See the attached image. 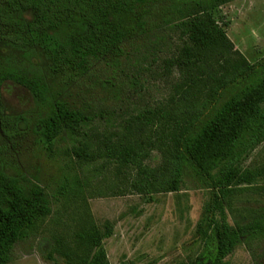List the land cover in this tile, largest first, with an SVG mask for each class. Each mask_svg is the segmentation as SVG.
Instances as JSON below:
<instances>
[{"label":"trees","instance_id":"obj_1","mask_svg":"<svg viewBox=\"0 0 264 264\" xmlns=\"http://www.w3.org/2000/svg\"><path fill=\"white\" fill-rule=\"evenodd\" d=\"M230 1L0 0V46L18 53L15 59L0 57V87L11 82L34 98L41 111L36 131L43 143L63 132L72 140L82 135L79 141L83 145L78 148L84 149L76 153L89 161L86 149L94 147L85 137L105 132L110 135L104 140V156L135 168L139 186L177 191L186 172H191L197 185L208 190L195 228L193 241L198 250L191 264H229L226 258L242 241L264 234V213L231 224L226 209L236 190L263 175V170L243 166V160L264 140V56L233 64L225 74L219 70L211 75L217 85L194 109L187 106L183 118H171L156 109H145L131 119L99 115L104 118V131H99L89 108L53 97L37 51L40 49L55 76L88 75L96 64L118 66L125 56V43L146 33L150 20L163 19L172 25L179 41L175 55L166 58L164 66L180 74L182 83H177V89L188 87L182 94L187 100L191 89L195 86L196 91L209 77L213 55L231 44L214 14ZM26 13L31 15L29 19ZM20 120V116L5 114L0 95L1 133L6 137L19 134ZM164 127L173 149L172 171L166 180L146 163L152 148L144 140H124L134 133L164 132ZM111 133L119 138L117 144L107 142ZM159 135L162 140L163 134ZM50 213V197L35 179L9 174L0 166V264L10 260L26 231ZM84 237L97 248L87 264H108L102 236L91 231Z\"/></svg>","mask_w":264,"mask_h":264},{"label":"rangeland","instance_id":"obj_2","mask_svg":"<svg viewBox=\"0 0 264 264\" xmlns=\"http://www.w3.org/2000/svg\"><path fill=\"white\" fill-rule=\"evenodd\" d=\"M214 14L231 44L213 55L209 77L196 91L195 86L191 89L187 100L182 94L188 87L177 89L180 74L164 66V60L175 55L179 41L172 25L163 19L150 20L146 33L125 43V56L118 66L96 64L88 75L75 78L53 75L40 49L37 61L53 97L89 108L99 131H104V118L99 115L131 119L145 109H156L171 118H183L187 106L194 109L217 85L211 75L219 70L225 74L233 64L264 56V0H232ZM25 16L31 17L30 13ZM0 57L15 59L18 53L0 46ZM0 95L5 114L22 117L19 134L6 137L0 131V166L9 174L35 179L51 200V213L16 242L6 264H87L97 249L84 237L91 231L102 236L108 264H191L198 250L193 241L196 224L208 197V190L197 185L191 172H186L177 191L165 192L157 185L141 187L135 168L104 156V140L110 134L85 137L94 148L86 149L90 160H84L76 153L84 149L78 148L83 145L82 135L72 140L63 132L50 143L40 140L36 129L41 111L26 89L6 82ZM164 130L134 133L124 140H144L152 148L146 163L166 180L172 171L173 149L168 129ZM118 140L111 133L107 142L117 144ZM243 166L263 170V175L228 200L231 224L264 213V140L245 157ZM226 259L229 264H264V234L242 241Z\"/></svg>","mask_w":264,"mask_h":264}]
</instances>
